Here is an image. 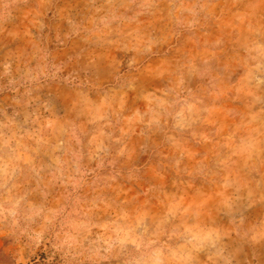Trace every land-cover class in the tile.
<instances>
[{"label":"rangeland","instance_id":"obj_1","mask_svg":"<svg viewBox=\"0 0 264 264\" xmlns=\"http://www.w3.org/2000/svg\"><path fill=\"white\" fill-rule=\"evenodd\" d=\"M0 264H264V0H0Z\"/></svg>","mask_w":264,"mask_h":264}]
</instances>
